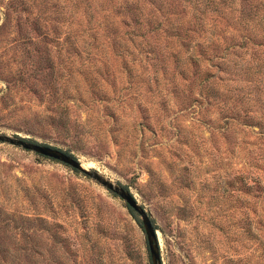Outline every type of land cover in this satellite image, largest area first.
Returning <instances> with one entry per match:
<instances>
[{
    "label": "rangeland",
    "instance_id": "374dc122",
    "mask_svg": "<svg viewBox=\"0 0 264 264\" xmlns=\"http://www.w3.org/2000/svg\"><path fill=\"white\" fill-rule=\"evenodd\" d=\"M73 3L0 0V134L127 188L157 228L162 264H264V233L250 238L233 187L254 138L222 132L216 108L182 110L171 65L154 83L153 69L135 75L91 47ZM141 226L89 176L0 143V264H152Z\"/></svg>",
    "mask_w": 264,
    "mask_h": 264
},
{
    "label": "trees",
    "instance_id": "16d2710c",
    "mask_svg": "<svg viewBox=\"0 0 264 264\" xmlns=\"http://www.w3.org/2000/svg\"><path fill=\"white\" fill-rule=\"evenodd\" d=\"M73 4L75 12L83 5L88 31H95L91 47L110 52L122 61L123 70L135 75L153 69L154 83L171 65L183 84L174 76L173 82L185 88L182 110L203 117L216 108L222 132L254 138L244 140L249 147L245 157L252 163L235 175L233 187L243 193L249 236L257 239L264 233V0ZM103 37L106 45L99 43Z\"/></svg>",
    "mask_w": 264,
    "mask_h": 264
},
{
    "label": "water",
    "instance_id": "95a60500",
    "mask_svg": "<svg viewBox=\"0 0 264 264\" xmlns=\"http://www.w3.org/2000/svg\"><path fill=\"white\" fill-rule=\"evenodd\" d=\"M0 143L8 144L17 148H22L25 151L32 152L39 156L58 161L61 164H64L74 170L85 174L86 176H89L97 183H99L102 187H104L106 190L118 196L127 204L130 209H132L140 216L141 225L146 235L152 264H162L160 244L154 224L145 209L138 203V201L135 199V197L130 191H128L122 186L116 185L104 179L95 172H90L88 169L83 168V164L77 158L72 157L71 155L67 154L66 152L60 149L25 141L20 138H12L1 134Z\"/></svg>",
    "mask_w": 264,
    "mask_h": 264
},
{
    "label": "bare ground",
    "instance_id": "6f19581e",
    "mask_svg": "<svg viewBox=\"0 0 264 264\" xmlns=\"http://www.w3.org/2000/svg\"><path fill=\"white\" fill-rule=\"evenodd\" d=\"M82 164H83V168L86 169L88 165L87 164H84V163H82Z\"/></svg>",
    "mask_w": 264,
    "mask_h": 264
}]
</instances>
